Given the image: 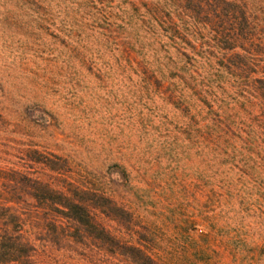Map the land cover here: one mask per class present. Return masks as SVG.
<instances>
[{"label":"trees","instance_id":"1","mask_svg":"<svg viewBox=\"0 0 264 264\" xmlns=\"http://www.w3.org/2000/svg\"><path fill=\"white\" fill-rule=\"evenodd\" d=\"M0 26L43 74H87L103 88L115 76L125 87L122 189L135 192L162 161L183 162L228 208L226 233L248 217L264 228V0H0ZM6 116L0 109L2 133ZM141 136L157 156H132ZM11 143L15 154H3L16 161L0 162V264H182L155 249V231L112 180L79 181L69 157Z\"/></svg>","mask_w":264,"mask_h":264},{"label":"rangeland","instance_id":"2","mask_svg":"<svg viewBox=\"0 0 264 264\" xmlns=\"http://www.w3.org/2000/svg\"><path fill=\"white\" fill-rule=\"evenodd\" d=\"M22 45L17 37L2 33L0 26V109L7 113L10 124L6 133L0 132V143L10 141L7 148L0 145V162L16 161L3 154H15L11 142L30 141L69 157L79 181L112 180L117 195L130 202L141 221L155 231L157 251L176 257L182 264H264V258L258 256L264 244V228L254 218H243L239 232L227 231L228 236L224 228L228 208L192 179V170L184 168L183 162L175 166L162 161L147 174L146 183H135V192L122 189V177L114 166L131 157L125 87L116 85L115 76L114 81L113 76L109 78L106 88L87 74L71 80L64 74L50 77L42 73L39 68L43 64ZM44 77L49 80L47 84L41 81ZM35 116L43 117V121L31 122ZM142 140L143 136L132 156L145 160L148 154ZM149 153L148 157L156 155L155 151ZM136 165L139 172L147 169ZM190 223L197 228L193 230Z\"/></svg>","mask_w":264,"mask_h":264}]
</instances>
